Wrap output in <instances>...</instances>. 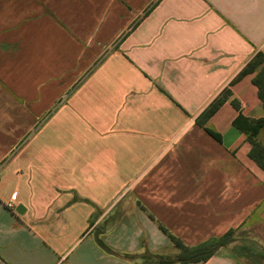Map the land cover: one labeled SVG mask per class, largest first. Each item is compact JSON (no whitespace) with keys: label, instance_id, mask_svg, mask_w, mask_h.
<instances>
[{"label":"crops","instance_id":"0c3cea01","mask_svg":"<svg viewBox=\"0 0 264 264\" xmlns=\"http://www.w3.org/2000/svg\"><path fill=\"white\" fill-rule=\"evenodd\" d=\"M258 51L264 0H0V264H141L123 255L178 252L160 226L187 246L264 232L233 125L264 116L238 78Z\"/></svg>","mask_w":264,"mask_h":264},{"label":"trees","instance_id":"16d2710c","mask_svg":"<svg viewBox=\"0 0 264 264\" xmlns=\"http://www.w3.org/2000/svg\"><path fill=\"white\" fill-rule=\"evenodd\" d=\"M155 4V3H154ZM152 4V6L154 5ZM247 74H253L252 83L257 88V95L261 101L262 108L264 110V53L261 51L256 52L253 57L246 63L238 74V78ZM230 91L226 90L218 98H216L206 110L205 117L211 116L224 102L228 100ZM231 105L239 110L240 104L235 99L230 100ZM203 126V124H200ZM233 125L240 131L246 134V140L250 144L248 151V157L253 160L264 171V146L260 144L256 137L260 129L264 126V116L262 118L251 120L239 115L234 121ZM210 135H213L208 129H205ZM162 232H164L171 241L174 248L178 252L174 256L168 255H152L145 253L142 255L124 254L123 256L128 259H139L141 264H174V263H203L206 262L216 251L222 247H228L230 251L239 257H246L250 259L254 264H264V250L255 252L252 250V246L246 244H240L235 246L234 234L236 229H229L223 235L219 237H211L207 240L194 245L187 246L182 241L172 234H170L165 228L160 226ZM95 233V239L97 244L107 253L116 254L104 242L99 238V234Z\"/></svg>","mask_w":264,"mask_h":264},{"label":"rangeland","instance_id":"374dc122","mask_svg":"<svg viewBox=\"0 0 264 264\" xmlns=\"http://www.w3.org/2000/svg\"><path fill=\"white\" fill-rule=\"evenodd\" d=\"M235 246H239L240 244L251 245L252 250L258 252L260 250H264V247L261 245H257L256 241L264 240V232L261 227L254 224L253 226H248L246 229H239L235 231ZM256 240V241H255ZM166 251V250H165ZM168 252H165V254ZM175 254H169L168 256H174ZM140 261V260H139Z\"/></svg>","mask_w":264,"mask_h":264},{"label":"built area","instance_id":"2783aa9c","mask_svg":"<svg viewBox=\"0 0 264 264\" xmlns=\"http://www.w3.org/2000/svg\"><path fill=\"white\" fill-rule=\"evenodd\" d=\"M10 205V204H9Z\"/></svg>","mask_w":264,"mask_h":264}]
</instances>
